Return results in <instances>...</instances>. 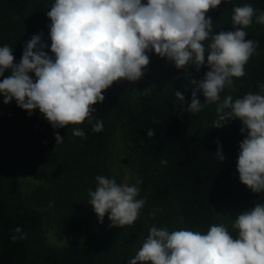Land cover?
Listing matches in <instances>:
<instances>
[{
  "label": "trees",
  "instance_id": "1",
  "mask_svg": "<svg viewBox=\"0 0 264 264\" xmlns=\"http://www.w3.org/2000/svg\"><path fill=\"white\" fill-rule=\"evenodd\" d=\"M34 4L35 0H0V46L13 48L14 63H19L26 42L35 34L42 33L49 45L45 51L51 55L49 23L32 17ZM245 4L256 9L257 15L264 12V0H225L207 13L214 33L234 30L233 8ZM245 31V39L258 41L259 47L245 65V75L234 78V99L258 93L264 84V24L256 23L254 17ZM193 68L177 69L171 62L164 83L134 101L124 89L127 81L115 82L104 91L105 100L93 106V117L103 120L98 133L87 121L53 129L38 109L29 115L15 100L4 104L0 95V264H118L121 252L137 253L152 226L165 227L168 207L185 229L207 232L223 212L236 216L256 203L264 204V192L254 193L239 180L236 165L239 144L245 138L241 122L231 120L223 128H214L215 104L205 105L195 115L179 105L175 91L184 94V108L191 102ZM197 95L203 103L202 92ZM119 127L137 157V180H142L138 198L147 197L140 216L132 225L111 226L103 234L89 233L61 247L50 245L40 207L50 208L61 237L80 230L87 217L101 228L111 222L107 214L102 223L98 221L88 204V190H95L98 175L118 183L108 150ZM74 128H82L85 138L74 136ZM149 129L155 130L152 138L147 136ZM56 133L62 143L56 142ZM217 141L223 162L215 156ZM17 169L43 178L27 199L15 183ZM153 212L155 218L150 215ZM16 227L22 228L23 239L14 232ZM13 235L18 237L15 241Z\"/></svg>",
  "mask_w": 264,
  "mask_h": 264
},
{
  "label": "clouds",
  "instance_id": "2",
  "mask_svg": "<svg viewBox=\"0 0 264 264\" xmlns=\"http://www.w3.org/2000/svg\"><path fill=\"white\" fill-rule=\"evenodd\" d=\"M222 2L54 0L47 11L51 55L45 51L49 45L42 33L26 42L19 63H14L13 48L0 46L3 103L15 100L29 115L38 109L53 129L87 121L98 133L103 120L93 117V106L105 100L104 91L115 82L139 81L150 63L148 53L166 58L177 69L194 66L199 71L206 66L209 70L203 79L189 81L194 85L190 104L183 107L181 91H175V97L182 110L192 115L215 104L214 128H223L231 120L241 122L245 138L239 144V180L254 193L264 192V84L258 93L242 98L222 95L225 89L234 90V78L245 75V65L256 54L258 41L246 40L245 29L254 17L256 23L264 24V12L257 15L249 4L236 6L231 17L234 30L214 33L207 13ZM72 134L86 136L82 128H74ZM154 135L155 130L147 131L149 138ZM55 139L63 142L59 133ZM216 143L215 156L223 162L222 146ZM95 180V190H88V204L98 221L102 223L107 214L112 226L132 225L147 203V197L138 198L142 180L132 185L102 175ZM150 215L155 218V212ZM230 224L235 235L223 223L211 225L207 232L152 226L128 264H264V204L242 211ZM14 232L21 239L25 236L21 227ZM17 238L12 236L13 241Z\"/></svg>",
  "mask_w": 264,
  "mask_h": 264
},
{
  "label": "rangeland",
  "instance_id": "3",
  "mask_svg": "<svg viewBox=\"0 0 264 264\" xmlns=\"http://www.w3.org/2000/svg\"><path fill=\"white\" fill-rule=\"evenodd\" d=\"M52 3V0H35V11L32 12V17H37V19L44 18L50 24L47 11L49 10ZM148 55L150 57V63L144 69L143 77L136 82L127 81L124 85V89L127 91L126 93L132 101L138 98L141 94L163 84L166 79L168 65L171 62L166 58L159 57L154 52ZM204 68H206L207 71L209 70L206 66L201 67L202 70L200 69L199 71H197L194 67L193 72L196 73L195 78L190 79H195L197 81L203 79L204 74L206 73L203 72ZM231 92H233V89H225L222 95H228L231 94ZM108 153L110 156L112 171L118 178V184H135L137 182L139 170L137 165V157L129 142L126 141L124 131L121 127H119L114 133L109 145ZM15 173V183L21 190L22 196L26 199V195L31 192V190L43 183V178L37 174H30L22 169H17ZM40 209L44 211L46 241L53 246L61 247L68 243L79 241L85 238L89 233L103 234L107 232V230L112 226L110 222L108 225L101 228L94 218L87 217L80 230L69 231L63 237H61L57 233L55 219L50 208L40 207ZM166 212L164 226L167 227L169 231L184 228L171 208H166ZM234 217L235 215L233 214L223 212L218 216L215 224L223 223L228 225L229 231L235 235V230L231 228L230 224V221L234 219ZM135 254L136 253L130 251L125 253L121 252L120 256H118V264H128V260L134 257Z\"/></svg>",
  "mask_w": 264,
  "mask_h": 264
}]
</instances>
